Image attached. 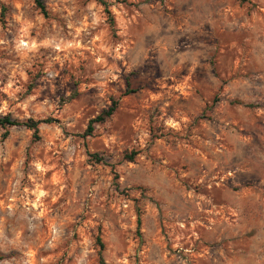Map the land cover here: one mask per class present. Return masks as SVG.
Returning <instances> with one entry per match:
<instances>
[{"label": "rangeland", "instance_id": "rangeland-1", "mask_svg": "<svg viewBox=\"0 0 264 264\" xmlns=\"http://www.w3.org/2000/svg\"><path fill=\"white\" fill-rule=\"evenodd\" d=\"M42 1L0 0V118L52 119L0 126V264H264V0Z\"/></svg>", "mask_w": 264, "mask_h": 264}, {"label": "trees", "instance_id": "trees-1", "mask_svg": "<svg viewBox=\"0 0 264 264\" xmlns=\"http://www.w3.org/2000/svg\"><path fill=\"white\" fill-rule=\"evenodd\" d=\"M34 1H35L36 6L39 8L40 12L44 16L47 17L48 12L46 10V7H45L43 1L42 0H34ZM94 1H96L99 5H101L103 7V10H104L105 14L107 15L108 22H109L110 26L112 28H114L115 19H114V16L110 10L109 2L107 0H94ZM240 1H241V3L247 2V0H240ZM73 97H74V95H73ZM117 105H118L117 101H112L111 105L107 109H104L99 115H97L96 117L91 119L88 123L86 130H85L84 136H91L94 132L95 125L103 124L107 120H109L114 115V113L116 112ZM51 121H52V119H44V120L29 119L25 122H20L16 119H12L10 116H5L3 118H0V126L6 130L5 133L3 134V137L8 136V134H9L8 128L15 127V126H24L28 130L33 132V137L35 139H38L39 138V126L41 124H44V123H50ZM135 155H136V152L133 151L130 154H126V158L129 162H133L135 159ZM92 156L97 161L100 160L99 156L97 154H94ZM137 222H138V226L140 227L141 220L138 219ZM97 243H98V246L100 248V250H99V263L100 264H106L104 256H103L104 243L102 242L100 237H97ZM4 259H5V256L0 253V263Z\"/></svg>", "mask_w": 264, "mask_h": 264}]
</instances>
